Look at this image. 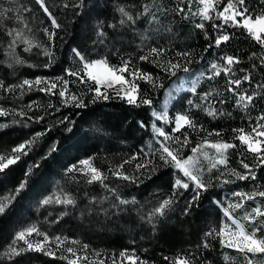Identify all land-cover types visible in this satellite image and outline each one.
I'll use <instances>...</instances> for the list:
<instances>
[{
	"label": "trees",
	"instance_id": "16d2710c",
	"mask_svg": "<svg viewBox=\"0 0 264 264\" xmlns=\"http://www.w3.org/2000/svg\"><path fill=\"white\" fill-rule=\"evenodd\" d=\"M50 10L56 15L61 28L56 29L55 37L49 41L42 29L50 28V21L43 15L34 0H0V12L4 8H12L19 11L23 18L29 22L33 30L31 35L44 47L50 48L53 55V63L45 67L49 58L42 54L40 48H33L31 52L24 51V45H18L14 54L6 52L9 38L5 32L7 28L15 27V17L11 20L2 21L0 26V81L5 86L19 84L24 79L35 80L44 77L55 80L56 77H65V69L75 70L79 65L71 58V50L78 48L88 58L104 57L107 55L109 63L120 65L121 58H131L132 65L142 72L149 73L153 78L159 77V83L163 88L156 90L145 80L139 81L141 93H147L154 99V106H160L161 96L167 85L178 82L179 78L189 77L192 79L199 72L205 71L211 62L219 61L225 55H237L241 63L236 68V74L242 75L240 69L245 71L251 68L252 61L248 56L253 52H260L256 45L246 33L240 29H229L234 31L230 42L221 45L220 48L213 47L205 52L208 41L205 40L204 31L196 29L195 23H199L198 17L188 19L176 14L179 0H47ZM67 3L68 8L62 5ZM149 3L161 9L166 8L167 16L160 14L159 18L151 21L141 18L137 20L135 27L120 25L121 19L118 9L124 7L134 16L140 11V5ZM249 8L257 13L264 10V0H246ZM185 11L187 5H183ZM30 7L33 11L30 15L23 14V8ZM195 6L193 11H195ZM103 21L105 25L115 24V28H106V46H94L96 40V24ZM151 21V22H150ZM22 27V25H20ZM205 28L211 34L210 24ZM142 37H147L142 40ZM152 47H164L166 55L158 62L172 60L175 62L176 53L189 52L194 59L192 73L177 74L170 78L156 64L151 61H141L140 56L148 54ZM119 53L118 55L108 53ZM15 57H19L23 63H17ZM253 87L257 83L264 82V72L259 68L253 72ZM127 78V77H126ZM74 79V78H69ZM226 77L223 74L214 80L207 78L201 80L197 87V93L179 92L173 94L175 99L168 106V115L173 117L178 111L188 109L187 100L193 101V107L189 110L191 118L202 125L207 132L213 130L222 133L221 137L212 136L210 141L235 143L236 149H229L227 153L228 166H221V171L235 169L244 173L245 169L240 164L244 159L246 163L255 170L256 180L239 181L231 177L235 182L215 187L205 193L199 201L194 204L187 214L184 208L192 198V192L186 191L177 202L169 209L163 217L157 219L155 227L145 223L144 217L148 215L159 203L170 195L171 185L174 182L173 169L163 165L159 157H151L152 164L148 170L137 171V163H144L148 157L143 154L137 159L124 166L128 175L137 176L136 183L117 181L110 176L109 169L121 164L124 160H130L134 155L148 151V143L152 138L151 111L147 106H130L120 99L94 100V93L89 92L87 87L80 84H69V91L76 95L86 105L76 108L72 104L64 105L58 95H47L35 89L25 91L23 95L20 90L15 93H5L0 89V107L9 110L6 116H0V156H10L11 150L35 136L37 132H45L51 129L47 135L37 141L35 148L14 166H10L5 176L0 177V196H7L10 190L15 189L24 181L25 174L30 165L39 162L33 175L28 178V191L22 195L12 206L11 210L0 216V251H3L11 243L15 233L30 225L36 224L42 232H47L50 237L60 236L67 238L64 247L72 246L80 250V255L85 252L90 259L104 260L106 264H121L119 253L127 250L128 253L135 251L145 264H169L164 257L175 259L177 256L191 254L195 259L193 264H246L244 255L236 249L221 248L218 239L208 237L209 248H204L205 233L212 228H219L223 217L221 210L212 203L213 198L224 201L225 197H231L232 192L244 191L251 193L254 185L264 186V166H257L251 155L244 157L239 148V140L233 139L232 129L251 130V124L256 117L264 111V98L258 97L256 102L247 110L241 111L235 106V100L230 98L231 94L225 92ZM190 86V83L187 87ZM184 87V88H187ZM244 84L243 88H248ZM103 90V88H102ZM213 92L211 98L214 102L210 105L202 102L200 96L207 92ZM109 93L115 96L112 89ZM251 94V93H249ZM229 97L224 104L219 103L221 98ZM33 104L31 110L27 105ZM49 105H52L50 108ZM197 105L199 107H197ZM215 108L217 112L230 113V115H217L216 118L209 116L206 109ZM59 109V111H56ZM24 110L27 120L28 116L43 117L40 123L29 122L27 126L18 121L21 117L18 113ZM68 119L63 123L64 118ZM145 122L148 127L141 128L140 122ZM71 129V130H70ZM170 131L171 128H166ZM189 131V147L184 150L185 156L192 155L191 148L197 143H202L207 132ZM53 144L57 150L52 152L47 159ZM209 157L215 156L214 150H207ZM93 157V165L99 168L105 175L109 176L111 187L117 188L118 194L123 199L135 198V204H128L124 211L114 212L106 216L103 212H90L86 210L88 199L84 198V192H88L89 198L96 197L103 201V207L111 209L112 196L107 193L98 183L88 185L86 179L79 174H73L81 181L79 185L70 182L65 176V170L79 160ZM199 167L206 173L205 179L212 178L215 183L214 169L210 176L207 174L209 160L203 155L199 157ZM155 171H151V168ZM57 182L65 192H71L77 199L75 209L69 207L68 215L58 223H51L61 212L65 211L63 206L51 205L37 211L38 201L51 194L57 188ZM79 189V191H78ZM261 190H264L262 188ZM108 196L107 200L104 197ZM238 202V201H233ZM257 202L264 205V198L258 201H245L243 208L233 211V217L245 225L246 230H251V225L242 217L256 207ZM51 213V216L49 215ZM47 218V221H46ZM260 231L257 236H264V225H257ZM33 240L42 237H32ZM75 240L78 243L72 245L69 242ZM88 245L84 250L83 245ZM55 255H45L43 252H26L15 258L14 264H67V260L61 257L63 251L57 249L55 244L51 245ZM99 254L97 257L95 254ZM227 257V259H226ZM127 264V261H124ZM256 264H264V256L256 258Z\"/></svg>",
	"mask_w": 264,
	"mask_h": 264
},
{
	"label": "snow or ice",
	"instance_id": "6c2138e0",
	"mask_svg": "<svg viewBox=\"0 0 264 264\" xmlns=\"http://www.w3.org/2000/svg\"><path fill=\"white\" fill-rule=\"evenodd\" d=\"M34 3L42 10L43 15L48 21H50V28L44 27L42 29L45 36L49 41H52L55 37V30L61 28V24L58 22L56 15L50 10V5L47 0H34ZM184 4L187 5L188 10L185 11ZM195 6L196 10L193 11ZM63 8H68L67 3L62 5ZM140 11L136 12L134 16L130 11L124 7H120L118 12L121 19L120 25H128L135 27L137 20L143 18L147 20L149 17L151 21H155L162 13L163 16H167V9H161L155 5L149 3H143L140 5ZM30 7L23 8L24 15L32 14ZM176 14L181 15L188 19L190 17H198L200 22L195 23L194 27L204 31L205 40L208 44L205 48V52L209 49L216 47L220 48L231 41L233 32L229 29H240L243 33L260 47V52L253 51L248 59L252 61L251 68L247 71L240 69L242 75L239 77L236 74L235 66L241 63V59L237 55H225L220 57L219 61H213L208 68L199 72L193 79L190 80V86L187 88L177 87L172 90H165L167 97L163 104V111H158L154 106V99L147 93H141L139 88V81L145 80L150 83L153 89L159 90L164 86L159 83V77L153 78L151 74L142 72L139 68L132 65L131 58H121L120 65H112L109 63L107 55L100 59H89L88 55L82 53L78 48L71 50V58L75 61L79 67L75 70L72 68H66L65 77H56L55 80H49L44 77H37L35 80L24 79L19 84L5 86L3 81H0V89L5 93H15L20 90V94L23 95L25 91H32L33 89L43 92L47 95H58L61 98V103L64 105L72 104L76 108L85 107L86 105L74 94L69 91V84H80L87 87L89 92L94 93V100H110L113 98L120 99L126 102L130 106L141 107L147 106L152 109L151 111V132L152 138L148 143V151L141 152L134 155L130 160H124L121 164L109 169L111 177H114L117 181H124L128 183H136L139 179L137 176L128 175L124 171V166L131 161L137 159V156L143 154L144 157H148L144 163H137L136 169L148 170L152 164L151 157L156 155L164 166L173 169L174 182L171 185V193L164 198L159 206L154 208L146 217L144 221L147 224L155 227L157 219L163 217L166 210L171 208L176 202L177 198L181 197L184 192L191 191L192 198L187 202L184 208V213L187 214L190 208L196 204L201 197L208 193L215 187H223L224 185L234 183L235 181L231 177H235L239 181L256 180L255 170L250 167L244 159L240 160V164L246 172H237L235 169L230 171H221V166L227 168L228 157L227 153L229 149H236L238 147L235 143L225 142L223 140H217L211 142L210 137H221L222 133L213 130L207 132L202 125H198L197 121L191 118L190 109L194 106L191 99L187 100L188 109L182 112H177L174 119L168 115V106L173 102L175 96L173 92L179 93L190 92L193 95L197 93V87L201 80L207 78L208 80H214L221 74L226 77L225 92L231 94L232 99L235 100V106L241 111H247L257 100L258 97L264 98V82L257 83L254 87L252 81L255 78L253 72L259 68L264 72V10L259 13L249 8L246 0H179L176 7ZM15 17L16 26L6 29V36L9 38L6 52L8 54H14L18 45H24L25 52H31L33 48H40L42 54L49 58L48 67L53 63V53L50 48L44 47L38 41L32 37V29L29 27V22L23 18V15L17 10L12 8H4L0 12V17L4 20H11ZM150 21V22H151ZM209 23L211 28V34L205 28V24ZM22 25V27L20 26ZM2 26V21H0ZM117 25H105L103 21L97 22L96 28V40L93 42L94 46L104 47L108 39L106 28H115ZM147 37H142V40H146ZM167 50L164 47H152L148 54L139 57L141 61H151L156 64V67L160 68L170 78L177 77L179 72L192 73V64L195 62L189 52L176 53V60H168L166 62L161 61L166 55ZM119 53H108V55ZM17 63H23L19 57H15ZM127 77V78H126ZM74 78V79H69ZM178 79H183L179 78ZM244 84H248V88H243ZM119 87H116V86ZM103 88V90H102ZM109 89H112L115 96L109 93ZM251 93V94H249ZM214 96L213 92H207L200 96L202 102H207L210 105L214 102L211 98ZM229 98L225 96L219 100V103L224 104L225 100ZM28 110H31L33 104L26 106ZM51 108L52 105H49ZM197 107H199L197 105ZM59 111V109H56ZM207 114L216 118L217 115H230V113L217 112L215 108L206 109ZM9 114V110L0 107V116H6ZM18 115L21 120L18 121L24 126H27L29 122L40 123L43 117H31L28 116L27 120L24 119L26 112L21 110ZM68 118L65 117L63 123ZM251 124V131L248 132L245 129H232L234 133L233 139L239 140V148L241 154L244 157L251 155L256 161L257 166H264V111H262L255 119V122ZM174 124V126H172ZM140 127L147 128L148 125L141 121ZM170 127L171 130L167 131L166 128ZM192 132H207V135L203 137L202 143H197L196 147L191 148L192 155L185 157L184 150L189 147V131ZM71 130V129H70ZM51 129H46L45 132H37L34 137L11 150L10 158L8 156H0V177L5 176L10 166H14L23 160L25 156L35 148L36 143L40 138L47 135ZM214 150L215 156L209 157L207 150ZM57 150V145L53 144L49 150L48 155L42 159H47L52 152ZM203 155L205 159L209 160V167L207 174L210 176L215 169L218 173L215 175V183L213 179H205L206 173L199 167V157ZM93 157H88L79 160L76 164L70 165L65 170V176L70 178V182L79 185L80 180L73 174H79L86 179V184L98 183L107 193L113 198L111 209L103 207V201L98 200L96 197L89 198L88 192H84V198L88 199L87 211L90 212H103L106 216L113 214L114 212L124 211V207L128 204H135V198L131 200L123 199L118 194L117 188L111 187L106 181L109 180V176L105 175L99 168L93 165ZM6 161V162H5ZM39 167V162L34 165H30L26 171L25 179L18 187L10 190L9 195L0 196V216L6 214L11 210L15 202L28 191V178L34 174L35 169ZM153 167L151 171H155ZM264 188L262 185H254V189L251 193L244 191H236L231 193V197H225L228 201L225 206L224 201L213 198L212 203L216 205L223 217L220 221L219 228H212L205 233V240L203 243L204 248H209L210 244L208 237L212 239H218L221 248L236 249L239 253L244 255L246 264H256V258L258 256H264V236H257L260 228L257 225H264V205L257 202L255 208L250 212H247L242 219L251 225V230L248 231L245 225L240 223L233 217V211L238 208H243L245 201H258L260 198H264ZM79 191V189H78ZM108 196L104 197L107 200ZM238 201V202H233ZM51 205L63 206L65 211L61 212L51 223H58L63 216L68 215L69 207L75 209L77 205V199L71 192H65L63 187L57 182V188L49 195L43 197L38 201L37 211L41 208ZM51 216V213H49ZM47 221V218H46ZM42 237L43 239H35ZM67 238H61L60 236L50 237L47 232H42L36 225H30L20 231H17L12 238L10 244L0 251V264H14L15 258L26 252H43L45 255H55V252L51 250V245L55 244L57 249H60L65 253L61 258L67 260V264H106L104 260L90 259L87 253L80 255V250L75 249L72 246L64 247ZM72 245H76L78 242L72 240L69 242ZM83 249L87 250L88 245H83ZM97 257L99 254H95ZM121 258V264L127 261V264H145L139 257L135 255V251L130 254L127 250L119 253ZM169 264H193V257L191 254L187 256H177L175 259L164 257ZM227 259V257H226ZM113 264H116V260L113 259Z\"/></svg>",
	"mask_w": 264,
	"mask_h": 264
},
{
	"label": "rangeland",
	"instance_id": "374dc122",
	"mask_svg": "<svg viewBox=\"0 0 264 264\" xmlns=\"http://www.w3.org/2000/svg\"><path fill=\"white\" fill-rule=\"evenodd\" d=\"M101 57H95V58H91V59H100ZM192 79V77L191 76H189V77H183V79L181 80V79H179V81L178 82H173V83H171V84H169V85H167V87L165 88V90H172V89H175V88H177V87H181V88H184V87H187L188 85H189V83H190V80ZM116 87H119L118 85L116 86ZM165 90H164V92H163V94H162V96H161V99H160V106L157 108V110L158 111H163V104H164V102L166 101V99H167V97H166V95H165ZM173 94H175V92H173ZM178 112H180V111H178ZM177 114V112L174 114V116L172 117L173 119H174V117H175V115ZM172 126H174V124L172 125ZM251 131V130H250ZM250 131H248V132H250ZM212 142V141H211ZM9 158H10V156H8ZM185 157H187V156H185ZM6 162V161H5ZM24 229V228H23ZM22 230V229H21ZM20 231V230H19Z\"/></svg>",
	"mask_w": 264,
	"mask_h": 264
}]
</instances>
